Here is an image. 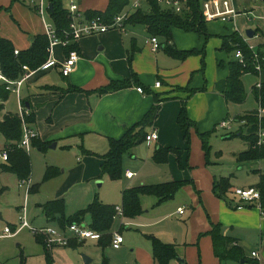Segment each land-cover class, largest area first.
I'll use <instances>...</instances> for the list:
<instances>
[{
    "label": "rangeland",
    "instance_id": "1",
    "mask_svg": "<svg viewBox=\"0 0 264 264\" xmlns=\"http://www.w3.org/2000/svg\"><path fill=\"white\" fill-rule=\"evenodd\" d=\"M1 1L4 3L6 8H13L16 2V0H0V2ZM17 1H20V3L23 4L22 0ZM133 1L134 0H130L129 4ZM39 2L40 0H25V5L27 4L30 8L26 5L27 7L25 6L23 10L28 12L32 18L34 16L38 18V21L34 19L35 17L33 18L34 23L36 24L35 27L34 25L28 26L29 28H32V30H39V24H43L44 22L47 25H51L49 13L46 11L47 5L45 2L43 3V19L39 14H37L38 12L33 9ZM96 3L97 6L95 7ZM70 4V0L62 1V5L66 9L69 8ZM258 4H262V2L260 1ZM105 5H99L98 0H82L81 10L84 12L86 10L104 11L107 7ZM100 6L101 8H99ZM253 6L257 7V5ZM160 7L164 9L163 6ZM260 7H263V4L260 5ZM146 8L147 3H143L142 10H145ZM240 11L243 13L242 9H240ZM256 11L249 14V16H247V14H241L237 18H234L230 22L226 23L221 21H204L208 37L198 35L195 32H185L181 29H172V39L176 49L178 51L193 52L190 53L183 61L172 59L161 49L156 54L150 53L148 45L149 36L144 27L141 25H125L123 26V29H114L108 31L107 33V35L116 33L120 35L123 51H125L126 54L127 64L132 67V70L136 67L140 72H142L141 75L150 77L155 73L157 68L166 67L169 71L170 78L164 79L154 77L152 81L153 85L154 81H157L159 84H161L162 81L163 85L166 83L169 84L170 81L171 83L177 84L176 82H173V78L176 76L173 64L189 70L190 74L187 77L189 87L188 93H186L188 96H192L193 94L191 93H195L197 95L196 101L192 103V106H194L193 113L196 117H198L196 119H198L199 124L194 121L193 122L196 130H198L197 128H199V125H201L200 128L209 127V130L203 133L198 132L197 135H195V133H191V136L189 137V144L186 142L185 146L179 150L184 154V163L186 164L188 162V166L191 167V171L195 172V177L199 178L202 183H204L201 176L202 173L209 172L212 176L216 173V171H218L216 176L224 175V173L228 172V174L225 175L232 176L231 183L240 184L241 182L251 180L252 176H254L252 170L259 167V161H257L250 164L247 163L239 168L236 166L233 156L235 153H239L244 151L243 149H247V144L243 139L236 136L234 137L240 128V125L234 122V118L238 115H244L248 112L257 111L259 106L251 91L259 80L258 76L250 73L251 71L246 69V72L249 73L243 75L241 79L245 94V100L242 103H226L223 99L222 101L221 99H216V97L211 94V90L215 88V85L220 81V78L227 75L228 63L236 59L235 53L234 55L233 53L228 54L220 49L221 36L228 33H230L229 35H232L235 33L234 31L237 33V30H240L241 27L245 26L247 30L255 31L256 37L251 40L246 37L245 39L255 43L254 45H251L253 52L255 54L257 53L259 49L258 44L264 36V7L263 10L257 9ZM257 17H260L261 19H258ZM15 19L17 20V18ZM18 20L21 22L20 18H18ZM11 21H13V18ZM13 22H15V20ZM4 24H6V22H4ZM14 25L20 32H23L16 22ZM257 29H259L262 33L258 34L256 32ZM1 32L5 34L8 33L11 37H14L15 32L17 31L11 23L3 27L2 23H0V33ZM21 34L24 35L23 33ZM104 35L87 36L77 41L78 47L81 51L85 45L88 46L87 50L83 51L85 52V57L91 58L95 54L105 55L108 51L118 52L120 50L119 44L113 45L112 43L111 45L106 46V50H98L99 47L104 48V46L94 44V40L97 41ZM237 36L240 35L237 33ZM158 39L160 44L164 43L162 38L159 37ZM19 40L23 41L20 37ZM58 50L59 47H56L55 50L53 49L54 54L56 53L57 55L59 53ZM259 58H254L256 65H259L257 63V61L260 60ZM243 66L249 68V65H246L245 63ZM253 67L254 69L256 68V66ZM64 83L65 81L59 76V74L52 71L44 75H38L36 81L30 85L29 90L34 92L35 89L40 86L58 87ZM175 87L176 86H174V88ZM25 89L26 87L21 92L22 98L25 95ZM188 96H186L185 100ZM204 99H206L210 105L212 104L210 106V116L217 115L219 117L217 118L218 120L213 122L211 125L209 117L207 126H203L206 121L202 120L203 116H206L203 112L206 108H208ZM210 100L212 102H210ZM3 105V108L0 110V120L2 119V116L8 112L14 115L20 114L19 102L15 94L10 93L8 99L3 102ZM222 122L226 123L225 128L220 126ZM243 131L246 133L245 130ZM198 134H208L206 143L208 147L207 154L202 148L201 138ZM3 145L4 139L0 136V151L3 148ZM68 146V144L60 142L56 149L49 150L47 146V148L42 151H37L36 148L30 146L27 154L30 158L31 174L26 180L27 184L22 186H20L21 181H18L13 174L4 173L0 170V234L5 228H9L11 232L15 233L21 224L22 218L28 225V228H23L13 237L0 240V264H70L75 255H78L80 262H83L82 256L88 257L85 253L86 248H84L82 244L78 243L76 247H64V250L68 252V256L53 254V262L47 261L43 253V249L32 230L52 229L59 232V228L56 227L55 224L46 223L41 210L37 207V205L45 204L47 201L56 198H63L66 205V219L70 218L77 210L86 209L94 199H97L101 204L110 203L121 207L122 191L120 187L124 183L128 182V180H122L124 178L123 176L120 184H116V180H112L108 176H102L105 180V184L100 188L96 185L94 180L89 182L86 180L82 184L71 186L67 189L69 186L67 181L70 180L63 182L67 177V174L63 177L60 176L57 179L41 184L43 172L46 167H56L60 172L66 170L69 171L79 166L76 159L81 160V162L82 160H86L84 159L86 156L82 155L80 149H77L78 152H75L74 149H69ZM154 147V143L148 144L144 142L140 146L131 149L123 155V173L125 169H129L133 174H135V178L131 181V184L144 183L152 185L163 183L166 179L172 177V174L174 173L172 166H176L179 176L181 172L184 171H186V174L189 173V169L186 168L185 164L182 162V154L181 160H179L178 156L174 152L168 154L167 164L165 166L160 167L159 165H156L152 157ZM0 164L4 163L0 160ZM179 164H182V168ZM261 167L264 171V160H262ZM198 170H200V172H198ZM74 173L76 172L71 171L68 175H74ZM239 174L240 176H238ZM179 176H177L175 180L184 182L183 178H178ZM237 177L238 180L235 181ZM98 182H101V180ZM39 184L41 185L38 193L28 194L27 190L29 187ZM92 188H94V190ZM196 192L197 191L193 189L192 185H185L178 191L171 201L161 204L160 206L148 205L151 200H154V198L147 196L144 199L147 204L141 203L140 205L142 213L135 217V219L130 222L129 226L127 220L124 219L121 221L117 218L112 225L110 233H117L119 229H121L120 232L124 240V245L126 246L129 243H135L136 240H141L139 233L146 230L144 229L146 224H151L150 227H153V231L159 230L162 227V230L165 231L164 235H170L176 239V242L172 240L173 242L170 243L175 242V244H177V248L175 250L178 256L176 260H172L169 264H181L180 261H183L184 264H200L202 254L197 250L196 244L193 246L191 243L192 239H197L199 233L198 231L202 226L203 219L198 211L193 214V217H191L190 220H187L188 214L185 216V219L178 218L174 215L178 206H184L187 209L186 205H195L196 202H198ZM228 197H230L229 194ZM23 207L25 209L24 212L22 211ZM146 209L148 210V213H143ZM159 214L161 216L173 217L171 218V221H173L174 224L155 222L154 219H158ZM89 220V217L86 216L83 221L84 225H88ZM185 220H187V222H185ZM214 225L218 224L215 223ZM222 230L223 229L221 227L220 231L223 234ZM246 235H248L246 241H249V246L253 247L258 243L259 239L257 236H254L252 233ZM86 251L88 250L86 249ZM98 251L100 254L102 253L101 248L93 249V255ZM130 251L131 248H127L125 252L113 251L110 248H106L104 249L102 258H106L108 260V264H110V260L113 264H131L133 253ZM91 264L97 263L93 261Z\"/></svg>",
    "mask_w": 264,
    "mask_h": 264
},
{
    "label": "crops",
    "instance_id": "2",
    "mask_svg": "<svg viewBox=\"0 0 264 264\" xmlns=\"http://www.w3.org/2000/svg\"><path fill=\"white\" fill-rule=\"evenodd\" d=\"M70 1L71 4H75L77 6L79 12L82 14V18L87 20L85 18L86 16L84 15L87 11L90 10H86L85 12L81 10L82 0H70ZM98 1H99V5L100 4L105 5L106 3L108 4L109 0H98ZM22 2L23 4L20 3V1H16L15 6L13 8L10 7L6 8V6H4V3L2 1L0 2V23H2V27L11 23L13 27L16 28L17 31L15 32L14 37H11L8 33L5 34L1 32L0 38L9 41L12 44L14 51L17 52L28 50L33 41V37L45 34V24H46L45 22L43 24H39V28H40L39 30H32V28L28 27L30 25L31 26L34 25V27L36 26L33 20L35 16L32 18V16L28 12L23 10L27 4L25 5V0H22ZM231 3L232 6L235 8V10L239 12L236 18L241 14L243 15L247 14V16H249V14L254 13L257 9L263 10L264 7V5L263 7H260V5L263 4V3L258 4L260 3V1H258L257 3L256 1L253 0H231ZM107 4L105 6H107ZM253 5H257V7ZM96 6L97 3L95 4V7ZM28 8L30 7L28 6ZM47 8H48V4H47ZM99 8H101V6ZM240 9H242L243 13H241ZM11 17L13 18V21L15 20V22L20 26V29L23 30V32H20L19 29L14 25L15 22L11 21L12 20ZM40 17L43 19V16ZM15 18H17V20ZM18 18L21 19V22L18 20ZM257 18L261 19L260 17ZM34 19L38 21V18L35 17ZM4 22H6V24H4ZM246 31L247 28L244 26L241 27L240 30H237V33L244 39V41L249 46H252L251 44L254 45L255 43H252V41H247L245 39ZM256 32L258 34L262 33L259 29H257ZM21 33H23L24 35H22ZM107 33L108 32L103 34H98V35H104V34L105 35L102 36L97 41L94 40V44L104 46V48L99 47L98 50H106V46L111 45V43L113 45L119 44L120 50L118 52L108 51L105 53V55L95 54L91 58H87L85 57L84 55L85 52L83 51L87 50L88 46L85 45L81 51L80 48L78 47V42H76L79 50L78 52L79 60L76 63L74 71L67 78H63L59 74L58 69L50 70L48 72H43V73H37L24 82L23 86L21 87L19 97L15 95L20 104H23V101L26 100L25 104L27 107L26 108L24 106L23 107L27 110V112L33 113L34 115V119H35L34 124L32 125L28 123L27 124L29 128L35 131L37 135L38 143H40L42 146H48L49 150H54L59 146L60 142H63L69 145L68 146L69 149H74L75 152L77 151V149H80L82 155L86 156L84 158L86 160H82V162L81 160L76 159L79 166L69 171L66 170L60 172L56 167L51 166L53 168H56L59 171V174L55 178L49 181L57 179L60 176L63 177L67 174L66 175L67 177L63 181L66 182L67 180H70L67 181V184H69L67 189H69L71 186L82 184L86 180L88 182L94 180L99 188L105 184V180L102 178V176H107V175L101 174L100 171L102 160L98 157L87 155L86 151L92 152L93 154H96L98 156L104 155L108 150L107 143L109 139L112 140L121 139L129 129L133 128L142 121L144 116L154 105V96H158V98L164 99V101L160 104L158 115L153 125L147 129V134L151 132H155L158 136L157 140L153 142L155 144L153 152L155 149L158 148L165 147V148L180 149L185 146L186 140L184 138V132L179 128L177 124V118L181 110V105L183 101H185L186 103L187 106L186 112L187 115L189 116V119L196 123L199 122L198 119H196L198 117H196L193 113L194 106H192V103L196 101L197 95L194 93L192 96L188 97L185 100L186 96H188L187 93L189 86L187 82V77L190 74L189 70L183 67H179L176 64H173V69L175 70V74H176V76L173 78L174 80L173 82H176L177 84L171 83L170 81L169 84L166 83L165 85H163V82L161 81L160 87L156 88L155 86L157 81H154V85L152 83L154 77L164 78V79L170 78L169 71L166 69V67L157 68L155 73L152 74V76L150 77L141 75L142 72H140L136 67H134V69L132 70V67L127 64L126 54L125 51H123L120 35L118 33L107 35ZM229 34L230 33L226 35ZM19 37L23 41H20ZM254 37H256L255 31H254ZM263 43H264V36L261 42L258 44L259 47ZM148 45H149V51L152 54H156L160 49L162 50L161 44H160L161 48L156 52H152L150 43ZM56 47H59L58 50L59 53L56 55V53L54 54L53 51V58L58 63H62L66 56L65 48L61 47L60 45H57L53 49L55 50ZM52 71L57 72L59 76L65 81L63 85L55 88L65 89L67 85L70 84L72 86L80 88L84 92L61 94L59 92L48 91L47 90L48 86L37 87V89H35L34 92L29 90L30 85L34 83V81H36L38 75L39 76L44 75ZM134 75L136 80L138 81L137 83L142 87H139L138 85L135 86L134 83H132V78ZM227 75L223 78H220V81L215 85V88L211 90L212 96H215L216 99H221V101L222 99L223 101H225L223 98V91L225 88V81ZM111 81L113 82L127 81L133 85H131L129 88L122 89L114 93L104 94L101 96H97L93 93V91L106 86ZM172 85L176 87L174 88V86ZM25 87H26V89L24 90L25 95L22 98L21 92ZM137 88H141L142 93H139L137 91ZM204 101L206 102L208 108H206L203 112V114H205L207 117L203 116L202 120L206 121L205 124H203V126H207L209 117L211 120L210 125L213 124V122H215L216 120H218L217 118L219 117L217 115L210 116V112H211L210 106L212 104L210 105L206 99H204ZM3 102L5 101L0 100V110L4 106ZM210 102L212 101L210 100ZM17 116L20 118V114L19 115L17 114ZM200 126L201 125H199V128H197L199 131L196 130L195 128L190 129L189 137L191 136V133L193 134L195 133V135H197L198 132L203 133L209 130V127L200 128ZM52 145H54V148H51ZM4 149L6 148L3 145L2 150ZM247 149H243V150L246 151ZM37 151L40 150L37 149ZM239 153H235L233 156L236 166L240 168L242 165H245L247 163L244 164L237 163L235 156ZM181 154H182V162L183 164H185L183 161L184 154L182 153V151H180V155L178 159L181 160ZM258 163H259V167H257L255 170H252L254 176H252L251 180L241 182L240 184L231 183L232 185L231 189L234 190L237 188L254 187L259 181V174H264V171L262 170L261 167L262 161H259ZM166 164L167 163L156 164V165L163 167ZM1 165L3 164H0V166ZM179 165L182 168V164ZM185 166L186 168L189 169V173L186 174V171H184L181 172L180 176H179V172H177L176 166H172L174 173L172 174V177L166 179L165 182H181L175 180V178L179 176L178 178L179 179L183 178L186 185H192L193 189L197 191L196 194H197L198 202H196L195 205H191V204L186 205L187 209L184 206L183 207L178 206L176 208L174 215L178 218L185 219L186 218L185 216L188 214L187 220L188 219L190 220L191 217H193V214H195V212L198 211L201 218L203 219L202 226L198 231L199 232L198 237L197 239H192V243H191L193 246H195L196 244L197 250L200 251L202 254V260L200 261V264H236L234 262H226V261L220 262L213 255L211 239L209 236L205 234L212 229V226H214L215 223H217L218 226L222 227L224 236L231 237L237 240L238 246H240L243 250L245 260L248 261V263L246 262L244 263L242 261L241 264H264V216L261 215V213L255 206L242 205L240 203V199L236 197L233 193L229 194L230 197H228L227 195L224 199H220L217 198L216 195H214V193L212 192L214 179L219 177L232 178V176H226L225 174H228V172L224 173V175L216 176L218 171H216V173L211 176L209 172L203 170L206 173H202L201 175L204 181V183H202L199 178L195 177L194 175L195 172L191 171V167L188 166V162L185 164ZM47 168L49 167L45 168L43 172V176ZM71 171H74L76 173H74V175L69 176L68 174ZM126 171L131 172L129 169H125L124 173L122 174V176L124 177L122 180L124 179L125 181L128 180L129 183L128 182L124 183L120 187L122 191L121 203H122V193L124 190L132 187L148 185L144 183L131 184V181L135 178V174L132 178L129 179L125 176ZM198 172H200V170H198ZM238 176H240V174ZM100 180L101 182H98ZM122 180L119 179L116 180L115 182H117L116 184H120ZM237 180L238 177L235 179V181ZM42 183H46V182H42L41 180V184ZM41 184H39V187ZM92 189L94 190V188ZM38 191L36 193H38ZM145 197L147 196L140 197L139 199L140 205L141 203L147 204L146 200H144ZM172 199L168 201H171ZM54 200H63L64 202L63 198H56L50 201H54ZM50 201H47L46 203ZM166 202H163L162 204ZM102 204L114 206V211H115V207H118V205H112L110 203H102ZM42 205L44 204L37 205V207L41 210L42 216L44 217L46 223L55 224V226L58 227L59 229H63L58 226L57 221H48L46 219L41 209ZM148 205L160 206L161 204L156 205V199L154 198V200H151L150 204ZM64 206L66 209L65 203ZM179 208H182L184 210L182 215L178 214L177 212ZM81 210L84 209L77 210L76 212ZM143 213H148V210L146 209V211H144ZM64 215H65V211H64ZM158 216H159L158 219H154L155 222L174 224V222L171 221V218L173 217L161 216L160 214ZM117 218H119L121 221L124 219L127 220L128 226L130 225V222L135 219V218L134 219L124 218L123 214L122 216H119L115 212V215L113 217V223ZM187 220H185V222H187ZM83 221L79 224H82L84 227L89 228L91 220H89L88 225H84ZM150 226L151 224L149 223L146 224L144 226V229L146 230H144L142 233H139V237L141 238V240H138L139 242L136 240L135 243H129L128 245L125 246L123 240L119 249H112L110 244L109 246L101 248L99 247L98 244L99 240H93V239H84L77 243L82 244L84 248L88 250L86 251L85 249V253L88 255L89 259L91 258L90 264L93 263V261L96 262L97 264H102L104 259L107 261L108 264V260L106 258H102V254H104V249L106 248H110L113 251H122V252H125L127 248H131L130 252L133 253L131 258V264H155L152 257L151 243L146 238V236H153L159 239L164 244H173L175 245V248H177V244H175L176 239H174L170 235L168 236L164 235L165 231L162 230V227L159 230L153 231L152 230L153 227ZM120 231L121 229H119L117 234H119L122 237ZM251 233L254 236H257V238L259 239L258 243L253 247L249 246L248 240L246 241V239L248 238V235L246 234H251ZM113 234L115 233H112L111 235L113 236ZM35 236L40 237L37 235ZM172 240H174L175 242L170 243L173 242ZM41 247L43 249V253L47 261L53 262L52 259L53 254L59 256H64V255L68 256V252L64 250L65 249L64 247H55L51 250L44 248L42 245ZM97 248H101L102 253L100 254L98 251L94 253L95 255L94 256L92 251L93 249H97ZM255 251L259 252L260 260L256 261L251 257V253ZM72 260L73 261L70 264H84L82 261L80 262L78 255H75L72 258ZM180 263L184 264L183 261H180ZM110 264H113L111 260H110Z\"/></svg>",
    "mask_w": 264,
    "mask_h": 264
},
{
    "label": "trees",
    "instance_id": "3",
    "mask_svg": "<svg viewBox=\"0 0 264 264\" xmlns=\"http://www.w3.org/2000/svg\"><path fill=\"white\" fill-rule=\"evenodd\" d=\"M17 1V0H16ZM47 4L52 5V11L48 10L51 25L55 29L58 38L62 40L71 41L69 36H66L69 31L70 19L68 9L62 5L63 0H45ZM130 0H109L104 11H87L84 16L87 20L99 17L105 23H111L113 18L120 14L125 7L129 5ZM206 0H188L189 9L181 14H176L172 11L162 9L156 2L150 1L147 3L145 10L138 9L129 15L125 21V25H141L146 30L149 37L162 38L164 43L162 50L177 61H183L190 53L186 51H178L173 43L172 29H181L185 32H195L198 35L206 34V24L201 15V3ZM264 3V0H260ZM35 9V8H33ZM222 51L226 53L240 52L243 56L244 63L249 65V68L244 67L236 59L228 63V75L225 81V88L223 91V98L226 103H242L245 100V94L242 84V76L250 73L258 76L260 81V88L254 86L251 93L254 96L258 106L264 107V43L259 47L256 55L260 59L257 63L260 66V72H256L253 66H256L254 61V53L249 49V46L241 36H237L235 32L232 35L221 36ZM49 42L46 36L38 35L33 37V41L28 50L14 54L12 44L0 38V68L3 74L9 80H17L23 74L22 66L26 65L29 69L34 70L41 66L48 58ZM79 52L76 43H70L65 48L66 56L70 51ZM253 66H252V65ZM253 67V68H252ZM64 78V77H63ZM134 81V82H133ZM135 78H132V83L135 86H140ZM130 82H109L106 86L96 89L93 93L101 96L108 93H114L122 89L129 88ZM144 89V88H143ZM48 91L66 93H81L84 92L80 88L67 85L65 89L55 87H48ZM10 92L5 90L4 85H0V100L6 101ZM194 94V93H191ZM191 96V95H190ZM188 96V97H190ZM187 97V98H188ZM164 99L154 96V105L144 116L142 121L133 128L129 129L126 134L119 140H108V150L102 155L98 156L92 152L86 151L89 156H95L102 160L100 171L101 174L107 175L112 180H119L122 177V158L125 153L134 147L145 142L147 136V129L150 128L157 118L160 104ZM26 100L23 101V106L26 108ZM28 124L32 125L35 122L33 113L28 112L25 116ZM234 122L240 124L238 133L234 137H239L245 141L248 149L235 156L238 164L252 163L264 160V142L257 146L258 140V120L256 118V111L248 112L244 115H238L234 118ZM179 128L184 132V138L189 144V130L195 128V124L188 118L186 112V103L182 102L181 110L177 118ZM264 130V124L262 125ZM246 133H244V131ZM200 135L202 148L208 153L207 137L208 134ZM0 136L4 139V147L7 149L8 161L6 164L0 166V170L4 173H10L16 176L19 181L27 180L31 174V165L29 155L23 150L17 148V144L22 137L21 120L17 115L7 113L0 121ZM32 146L42 151L47 146H42L37 139L32 140ZM174 152L178 158L180 155L179 149L173 148H158L153 152V160L156 164H165L167 162L168 154ZM59 174L56 168L49 167L46 169L42 182H47L55 178ZM230 177H219L214 179L212 192L217 198L224 199L228 194L233 193ZM186 185L185 182H165L155 185H142L126 189L122 193V214L124 218L134 219L142 213L139 199L142 196H150L156 199V205H160L172 199L176 193ZM260 194V205L264 211V174H259V181L253 187ZM39 185L29 188L28 193H36ZM42 212L48 221H57L58 226L64 228L66 225L72 223H81L86 216H89L91 223L89 228L101 234L99 239V247L104 248L111 245L112 235L110 229L115 215L114 206L103 205L97 199L87 206L86 209L74 213L70 218H65V206L63 200L50 201L41 206ZM220 226L214 225L212 229L205 235L209 236L212 243L213 255L220 261L234 262L236 264L248 263L244 258L243 250L238 246L236 239L224 236L220 231ZM151 243L152 257L155 264H169L170 261L176 259V248L173 244H164L159 239L153 236H146ZM43 239V238H42ZM41 237H37V241L44 247ZM76 241H70L68 247H76ZM102 264H107L104 259Z\"/></svg>",
    "mask_w": 264,
    "mask_h": 264
},
{
    "label": "built area",
    "instance_id": "4",
    "mask_svg": "<svg viewBox=\"0 0 264 264\" xmlns=\"http://www.w3.org/2000/svg\"><path fill=\"white\" fill-rule=\"evenodd\" d=\"M150 1L156 2L158 5L163 6L165 10L172 11L176 14H181L189 9L188 0H134L131 4H129L125 9L115 16L111 23H105L101 18L96 17L90 20H85L82 18V14L79 12L77 6L75 4H71L68 8V15L70 19L69 31L66 36L71 38V41L62 40L58 38L55 29L52 25L45 24V36L48 39L49 47H48V58L47 60L38 68L31 70L27 66H22L23 74L17 80H9L2 72L0 68V84L5 86V90L14 93L19 97V93L21 87L24 82L28 80L30 77L34 76L37 73L48 72L50 70L58 69L59 74L67 78L75 69L76 63L79 60V55L76 51L72 50L65 56L62 63H58L53 58V48L57 45H60L63 48H67L70 43H76L79 39L106 33L110 30L114 29H123L125 21L128 19L129 15L138 9L142 8L143 3H148ZM258 2L259 0H253ZM45 0H40V2L34 6L36 12L40 16L44 14L43 3ZM263 3V2H262ZM47 5V4H46ZM264 5V3H263ZM46 11L48 8L46 7ZM239 12L235 10L232 6L231 0H206L201 3V15L205 22L211 21H221L223 23L230 22ZM149 43L151 46L152 52H156L161 48V45L156 37H150ZM249 46V45H248ZM249 49L252 50V46H249ZM254 53V52H253ZM14 54L17 55L18 52L14 51ZM236 60L244 64L243 56L238 51L235 53ZM254 58H258L254 53ZM256 72H260V66L256 65ZM156 88L160 87V84L156 83ZM257 88H260V81L258 80L256 84ZM139 93H142L141 88H137ZM20 107V120H21V129H22V137L20 142L17 144V148L29 152L32 140L37 139V135L34 130L28 127V124L25 120V116L28 115L27 110L23 107L22 104L19 103ZM256 118L258 120L259 126L257 130L258 140L256 142L257 146H260L264 142V130L262 125L264 124V107L259 106L256 111ZM222 128L226 127V123L222 122L220 125ZM158 136L155 132H151L147 134L145 138V142L151 144L157 140ZM0 160L5 164L8 161V153L7 149L0 151ZM125 176L127 178H132L134 176L133 173L126 171ZM27 184L26 180L20 182V186ZM233 194L240 199V203L246 206H255L262 216H264V211L260 205V194L259 192L253 188H237L233 190ZM24 212V207L22 208ZM115 212L122 216V208L115 207ZM178 214L182 215L184 210L179 208L177 210ZM23 228H28L26 221L22 218L21 224L15 233H12L9 228H5L3 232L0 234V240L8 237H13L18 231ZM34 235L40 236L43 238V243L47 249H53L55 247H66L69 245L70 241L80 242L84 239H93L99 240L100 234L95 232L89 228L84 227L79 223H72L70 225H66L63 229H59V232L43 229V230H32ZM123 242V238L115 233L112 236L111 248L119 249ZM251 257L254 260H258L260 258L259 252H252Z\"/></svg>",
    "mask_w": 264,
    "mask_h": 264
},
{
    "label": "water",
    "instance_id": "5",
    "mask_svg": "<svg viewBox=\"0 0 264 264\" xmlns=\"http://www.w3.org/2000/svg\"><path fill=\"white\" fill-rule=\"evenodd\" d=\"M48 10L52 11V5L48 4ZM246 38L251 39L254 37V31L252 30H247L245 33ZM51 148H54V145L51 146ZM1 218V217H0ZM82 260L84 264H90L91 260L86 257V256H82Z\"/></svg>",
    "mask_w": 264,
    "mask_h": 264
}]
</instances>
